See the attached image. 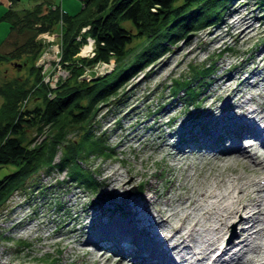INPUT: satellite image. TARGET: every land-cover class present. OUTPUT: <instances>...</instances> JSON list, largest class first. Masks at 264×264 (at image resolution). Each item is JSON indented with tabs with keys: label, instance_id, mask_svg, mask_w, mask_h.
Wrapping results in <instances>:
<instances>
[{
	"label": "rangeland",
	"instance_id": "1",
	"mask_svg": "<svg viewBox=\"0 0 264 264\" xmlns=\"http://www.w3.org/2000/svg\"><path fill=\"white\" fill-rule=\"evenodd\" d=\"M51 1L59 4L60 0ZM33 3V0H16L14 5L18 9L29 8L34 5ZM62 3L65 12L76 14L80 12L84 2L82 0H62ZM8 4H5L4 1L0 3L1 52L8 50V44L2 42L6 38L9 27L7 21L1 19ZM239 18L242 19V23L237 24L238 26H246L248 23L246 21H250L252 25L251 28H247L248 32L242 36L236 32L238 26L235 23ZM86 28L85 26L81 28V34ZM47 31L52 40L46 39L45 41L49 45L52 44V41L60 45L58 40L60 35L56 33L57 29L53 27L52 30ZM88 37L90 36L86 37L84 45L88 43ZM40 39L42 40V37ZM133 41L130 45L131 48L138 49L139 39ZM94 45V40L91 38L86 46L88 51L92 50L94 53ZM60 47L61 45L58 47L59 52ZM224 48L226 50H223ZM263 48L264 11L255 3V0H232L221 23L214 26L208 25L200 31H188L185 37L172 45L171 51L160 57L156 63L137 71V75L132 76L133 78L127 82L119 104L104 105L98 110L94 123H97L98 128L96 127L94 131L96 133L100 129L106 131V135L109 137L108 141L116 147L114 150L117 153L116 156L108 158L90 154L89 157H86L84 165L86 164L89 169L94 171L96 179H100L97 191L63 181L62 179L66 177L65 170L46 171L44 168L38 174L29 176L28 178L32 180L28 182L27 190L24 192L15 190L0 209V264H4L7 260H11L14 264H67L66 262L69 263L73 258L80 259L79 264H95L90 255L81 251L82 248L92 250L94 244L89 241L81 243V241L93 237V234L101 231L106 223L126 219L125 198L137 199L139 209L136 214L145 216L144 209L147 212L155 213L154 208H150L151 203L145 200L146 197L151 196L150 198L154 200L155 190L159 198L156 202L161 206L160 203L165 201L167 194L178 190V185L184 181L183 178L187 173L190 176H188V182L194 188L208 182L213 184L210 185L212 189L215 182L208 173L213 171L214 164H210V166L202 162L205 166H200L197 163L201 164L200 159L203 156L211 157L215 150L203 149L197 145L212 138L215 142H219L225 134L224 123H228L231 118L235 121L230 136L235 135V131L238 134L244 132L242 128L244 125L237 123L243 116H240L239 119L233 117L235 103H241L245 99L244 106L246 107L264 104V61H258L259 56H257V53ZM212 60H214L213 64H211ZM109 61L110 64L106 63V65L94 63L85 70L88 75L103 74L115 65L112 57ZM41 62L39 58L37 64L41 65ZM200 62L210 65V75L198 78L197 82H201L200 86L194 82L193 90L198 98L194 100V103L186 105L183 98L171 96L170 89H168L169 84L172 83V77L189 71L187 68L189 63L199 65ZM25 68L27 69V67ZM25 68L12 63H1L0 81L14 76L24 77L27 73ZM246 75L248 76L245 77ZM54 78L57 77H45V81H48L49 85L53 87ZM89 78L86 77V79ZM250 95L254 99L249 98ZM1 102L3 100L0 96V104ZM225 102L231 103V106L229 111L223 115ZM238 110L240 109L237 107L235 112ZM244 119L248 118L244 117ZM212 126L213 128H211ZM30 135L33 134L30 132ZM39 138L37 137V139ZM246 141L249 142L245 139L240 144L247 147ZM221 144L220 147H223ZM183 153L186 154L185 158L179 162L183 158ZM59 154L60 151L55 155L54 162L58 161ZM215 163L218 164L217 168L225 166L222 162ZM238 163L235 160H230L227 165L242 172ZM171 165L174 167L173 170H169ZM15 169L16 166L12 164L0 166V179ZM173 176L174 180L171 181ZM37 184L38 186L34 187L32 193L28 192L32 188L31 185ZM224 186L221 185L220 188L214 190L223 191L225 190ZM232 193L235 192L232 191ZM230 199L227 196L223 203L230 204ZM199 214L201 215V212L196 211V217L201 219L203 224L208 225V223L214 222L212 217L204 218ZM172 217L171 221L178 218ZM131 223L128 222V224ZM228 224L225 234L236 240L237 229L241 225L232 221ZM145 230L141 229L138 232L142 235L146 233ZM120 231L111 230L105 237H114L112 241L99 239L98 242L101 243V246L106 245V248L97 245L96 249L105 250L112 255L122 253L119 250L121 247L118 246L119 243L116 241L118 237L116 236L130 232V230ZM208 234L214 237L212 231ZM20 238L28 242L26 247H24V241L20 240L17 243V239ZM202 238L201 235H198L195 238L198 240L190 241V244L198 245ZM255 241L259 242V240ZM130 245L132 248H126V253H132L134 256L138 251L140 252V250L133 251L135 244L130 243ZM112 248L119 252H114ZM116 248L119 249L116 250ZM48 255L49 263L44 258ZM50 258L53 259L50 260Z\"/></svg>",
	"mask_w": 264,
	"mask_h": 264
},
{
	"label": "trees",
	"instance_id": "2",
	"mask_svg": "<svg viewBox=\"0 0 264 264\" xmlns=\"http://www.w3.org/2000/svg\"><path fill=\"white\" fill-rule=\"evenodd\" d=\"M33 1V6L18 9L16 0H9L1 18L9 29L2 42L8 44V50L0 51V65L27 67V73L0 81V166H16L0 179V209L15 190L26 191L32 180L28 177L44 168L65 170L63 181L97 191L100 179L84 165L86 157L108 158L117 153L106 131H94L98 110L119 104L132 76L170 52L188 31L221 23L232 2L82 0L81 10L75 14L60 10L51 0ZM255 3L264 11V0ZM83 26L87 28L81 34ZM53 27L61 34L58 64L66 74L59 75L52 87L45 76L52 74L56 62L53 60L51 68L44 71L37 60L46 47L38 34ZM87 36L95 43L92 56L78 53ZM134 39L140 41L135 50L130 46ZM111 57L115 63L111 70L86 79L85 68L108 62ZM209 67L207 63H189L188 72L172 77L168 88L171 96L183 98L186 105L194 103L198 97L193 87L200 76L210 75ZM58 151V161L54 162ZM38 184L31 185L28 192L32 193ZM20 240L25 242L24 247L28 245L21 238L17 243ZM5 264L14 263L8 260Z\"/></svg>",
	"mask_w": 264,
	"mask_h": 264
},
{
	"label": "bare ground",
	"instance_id": "3",
	"mask_svg": "<svg viewBox=\"0 0 264 264\" xmlns=\"http://www.w3.org/2000/svg\"><path fill=\"white\" fill-rule=\"evenodd\" d=\"M246 22V26L241 27L237 24L240 25L242 19L239 18L236 21L235 25L238 26L236 32L239 36L245 35L248 32L247 28L252 27L250 21ZM263 53L264 48L257 53V56H259L258 61H264ZM251 96L249 98L254 99ZM245 101L244 99L241 103H235L234 106L240 110L235 112L236 108H233V117L239 119L240 116H243L237 123L244 125L242 127L244 132L240 134L235 132L237 135L234 133L235 135L230 136L235 121L231 118L228 123H224L226 127L223 130L225 134L228 133L229 135L224 134L219 142H215L212 138L197 145L203 149L215 150L211 157L203 156L200 159L201 164L197 163L200 166L203 165L202 162L209 165L214 164L213 171L209 170L210 173H208L215 182L212 189L210 185L213 184L208 182L194 188L188 182L189 175L187 173L183 178L184 181L178 185V190L169 195L167 194L165 201L160 203L161 206L156 202L159 198L155 190L156 198L154 197V200L150 198L151 196L144 198L148 203H151L150 208H154L155 211V213H150L144 209L145 216L136 214L139 209L137 199L125 198L127 218L106 223L103 225L104 227L102 226L101 231L93 234V237L83 239L81 243L89 241L94 244V248L92 250L82 248L81 251L90 255L95 264H145L147 261L146 264H166L168 261L170 264H264V150H262L264 149V134H262L264 132V104H254V106L246 107L244 106ZM230 106L231 103H224L223 110L225 112L223 115L229 111ZM244 117L250 120H246ZM216 124H213V126H216ZM245 139L249 141L248 143L246 141L247 147L240 144ZM221 143L223 147H220ZM185 155L183 153V158L179 162L185 158ZM230 160L239 162L237 165L240 164L242 172L238 171L237 168L228 166ZM217 161L222 162L225 165L224 168H217L218 164L215 163ZM173 169L174 167L171 165L169 170ZM201 174L203 173L201 172ZM170 180L173 181L174 176ZM221 185H225V190H214L220 188ZM232 191L235 193H232ZM227 196L231 198L228 205L223 203ZM196 211H200L201 215H199L204 218L212 217L214 222L208 223V225L203 224L201 219L196 217ZM172 216L178 218L171 221ZM231 221L241 225L237 229L236 235L238 237L236 240H233L231 236L227 237L225 234L228 230H226L228 223ZM128 222L132 223L128 224ZM138 229L140 231L146 229V233L141 235ZM73 230L75 229L73 228ZM111 230H130V232L118 234L116 237L120 241L126 242V245L128 244L131 248L130 243L135 244L133 251L140 250V252L138 251L139 253L137 252L138 254L136 253L134 257L132 253H126V245L122 244L118 245L121 247L118 249L122 251L120 255H112L105 252V250L96 249L97 245L106 248V245L101 246V243L98 242L99 239L112 241L114 237H105ZM211 231L214 233V237L208 234ZM198 235L203 237L201 242L198 245L195 243L190 244V241H195ZM142 238L148 239L144 240ZM255 240H259V242L257 243ZM118 249L116 248V250ZM112 250L115 252L113 248ZM126 259H130L131 262ZM79 260L73 258L69 263H66L79 264Z\"/></svg>",
	"mask_w": 264,
	"mask_h": 264
},
{
	"label": "built area",
	"instance_id": "4",
	"mask_svg": "<svg viewBox=\"0 0 264 264\" xmlns=\"http://www.w3.org/2000/svg\"><path fill=\"white\" fill-rule=\"evenodd\" d=\"M2 1H4L5 4L9 3V0H0V2H2ZM48 34H49L48 31H45V32L41 31V33L38 34L39 38L42 37L43 43L44 44L47 43V46L44 48V51L42 52V55H41L42 58H40V60L42 61L41 65L44 67L43 70L47 71V70H49L51 68V65L54 63L51 60H54L56 62V63H54V66H56L54 68V71L52 72V74L50 76L46 75L45 77H57L58 78L59 75L64 76V74H66L65 70L61 69L62 67L58 64V59L60 57V56H58V52H59L58 47L60 45H58L57 43H54V41H52V44L49 45V43L47 41H45L46 39L48 41L52 40L51 36L48 35ZM58 34L61 37V34L60 33H58ZM88 38H89V40H88V43H89L91 41V38L90 37H88ZM58 40H59V38H58ZM88 43L86 45L80 47L81 49H80L79 54H81L83 56L84 55L85 56H92L93 55V51L92 50L88 51V49L86 47L88 45ZM101 63H104L106 65V63L110 64V61L109 62L105 61V62H101ZM85 75H87L86 77H90V75H88V72L86 70H85ZM57 78H54V81H56ZM52 85L54 86V83Z\"/></svg>",
	"mask_w": 264,
	"mask_h": 264
},
{
	"label": "crops",
	"instance_id": "5",
	"mask_svg": "<svg viewBox=\"0 0 264 264\" xmlns=\"http://www.w3.org/2000/svg\"><path fill=\"white\" fill-rule=\"evenodd\" d=\"M0 3H1V2H0ZM55 4H56V6H58V7L60 8V10L64 11V8H63V6H62V4H63V3H62V0L59 1V4H57V3H55ZM5 10H6V9H5ZM5 10H4V11H5ZM4 11H3V12H4ZM67 13H70V12L67 11Z\"/></svg>",
	"mask_w": 264,
	"mask_h": 264
},
{
	"label": "water",
	"instance_id": "6",
	"mask_svg": "<svg viewBox=\"0 0 264 264\" xmlns=\"http://www.w3.org/2000/svg\"><path fill=\"white\" fill-rule=\"evenodd\" d=\"M21 65V64H20Z\"/></svg>",
	"mask_w": 264,
	"mask_h": 264
}]
</instances>
